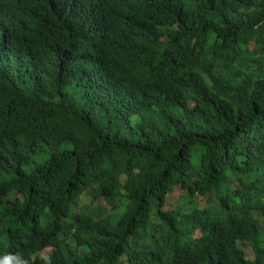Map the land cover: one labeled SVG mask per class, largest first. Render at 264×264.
Instances as JSON below:
<instances>
[{"label": "trees", "instance_id": "16d2710c", "mask_svg": "<svg viewBox=\"0 0 264 264\" xmlns=\"http://www.w3.org/2000/svg\"><path fill=\"white\" fill-rule=\"evenodd\" d=\"M0 264H264V0H0Z\"/></svg>", "mask_w": 264, "mask_h": 264}, {"label": "rangeland", "instance_id": "374dc122", "mask_svg": "<svg viewBox=\"0 0 264 264\" xmlns=\"http://www.w3.org/2000/svg\"><path fill=\"white\" fill-rule=\"evenodd\" d=\"M130 192L134 193L133 190H129ZM179 194H180V191H176V194H175V197H173L171 200L172 202H174L175 205L178 206H183V202H182V199H181V196L179 197ZM183 201H184V197H183Z\"/></svg>", "mask_w": 264, "mask_h": 264}, {"label": "bare ground", "instance_id": "6f19581e", "mask_svg": "<svg viewBox=\"0 0 264 264\" xmlns=\"http://www.w3.org/2000/svg\"><path fill=\"white\" fill-rule=\"evenodd\" d=\"M218 191V190H217ZM71 214V213H70ZM3 256V255H2ZM32 262V261H31Z\"/></svg>", "mask_w": 264, "mask_h": 264}]
</instances>
